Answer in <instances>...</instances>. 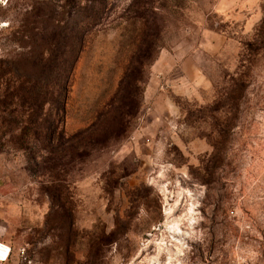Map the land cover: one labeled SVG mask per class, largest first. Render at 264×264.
Returning <instances> with one entry per match:
<instances>
[{
	"label": "rangeland",
	"instance_id": "1",
	"mask_svg": "<svg viewBox=\"0 0 264 264\" xmlns=\"http://www.w3.org/2000/svg\"><path fill=\"white\" fill-rule=\"evenodd\" d=\"M23 21L84 31L62 138ZM0 66L4 264H264V0H0Z\"/></svg>",
	"mask_w": 264,
	"mask_h": 264
},
{
	"label": "trees",
	"instance_id": "2",
	"mask_svg": "<svg viewBox=\"0 0 264 264\" xmlns=\"http://www.w3.org/2000/svg\"><path fill=\"white\" fill-rule=\"evenodd\" d=\"M92 1L99 4L102 2ZM80 20L86 25L97 23L100 19L92 13L84 15ZM72 22L76 26L81 24L78 20ZM28 25V22H22L18 43H27L30 52L35 50L34 56H30V67L34 69L35 75L28 78L26 85L21 87L24 94L33 99V105L30 107L33 118L29 120V124L33 125V133H38L43 119L41 113L46 109V136L48 135L50 140L62 138L63 128L60 125L64 117L69 79L83 46L84 31H78L76 26L72 25L64 26L67 29L59 32H50L45 28L41 29V32H35L34 25ZM0 70H3L1 66ZM8 104L10 103H0V111H8ZM31 128V125L23 127L27 132Z\"/></svg>",
	"mask_w": 264,
	"mask_h": 264
},
{
	"label": "built area",
	"instance_id": "3",
	"mask_svg": "<svg viewBox=\"0 0 264 264\" xmlns=\"http://www.w3.org/2000/svg\"><path fill=\"white\" fill-rule=\"evenodd\" d=\"M10 252L11 246L0 239V264H4L8 260Z\"/></svg>",
	"mask_w": 264,
	"mask_h": 264
}]
</instances>
